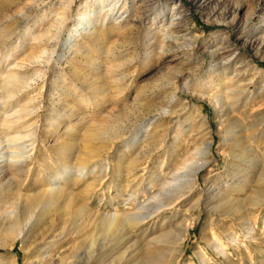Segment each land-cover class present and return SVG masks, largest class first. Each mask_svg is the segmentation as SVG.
<instances>
[{"label": "rangeland", "instance_id": "374dc122", "mask_svg": "<svg viewBox=\"0 0 264 264\" xmlns=\"http://www.w3.org/2000/svg\"><path fill=\"white\" fill-rule=\"evenodd\" d=\"M64 1L0 0V123L17 119L0 128V240L49 178L88 210L40 217L63 234L53 248L40 245L48 263L77 251L86 256L92 238L99 259L91 264L168 259L173 245L152 240L162 228L183 237L170 264H226V255L264 264V0ZM62 8L67 19L58 31ZM8 73L18 76L14 97L7 96ZM206 143L208 163L191 192L183 186L175 207L147 216L144 234L134 230L129 238L122 225L117 247L103 240V214L140 211L138 199L128 198L133 189H124L129 178L137 176L136 185L143 179L136 193L146 205L141 211L152 212V193L160 190L165 204L172 196L158 181L152 186L148 172L157 174L154 181L171 180ZM64 145L73 167L60 174ZM121 154L124 168L141 159L135 175L127 167L117 174ZM85 156L89 164L79 170ZM235 178L246 179L243 190H223ZM257 197L261 203L252 204ZM247 227L254 239L244 237ZM228 232L238 235V246ZM215 236L226 255L210 243ZM5 254L36 263L19 238L11 249L0 247Z\"/></svg>", "mask_w": 264, "mask_h": 264}, {"label": "bare ground", "instance_id": "6f19581e", "mask_svg": "<svg viewBox=\"0 0 264 264\" xmlns=\"http://www.w3.org/2000/svg\"><path fill=\"white\" fill-rule=\"evenodd\" d=\"M91 1H95V0H91ZM69 2H71V0H66V1H64L63 4L65 5V4H68ZM66 19L67 18L65 15V8H62V12L59 16V22L57 25V26H59L58 29H60L58 31H61L64 29ZM5 32H6V30H5ZM15 74L8 73L5 76V78H3L4 82L6 84L5 86L8 89H10L7 92L8 97H14L16 94V91L12 90L16 81L18 80V76ZM75 91L77 93L80 92L78 90H75ZM212 98H213L215 104H220L219 96L212 95ZM10 100H11V98H10ZM81 100L86 101L87 98L84 97ZM5 101H7V100H5ZM16 120L17 119H14L13 117H11L10 120L4 119L3 122L0 123V128H3V129L4 128L6 129V127L10 128L12 125L11 123L15 122ZM237 126H239V123H237ZM97 132L99 133V131H97ZM233 132H237V131H233ZM120 135H121V133H118L115 136L120 137ZM240 137L237 136V138H240ZM247 140H249L248 143H249V145H251L250 144L251 142L256 141V136L252 135L250 137V139H247ZM247 140H246V142H247ZM242 143H244V141H241L239 139L237 141L236 145H239ZM69 150H70L69 146L64 145L62 147L60 153H59L60 157H62V158L65 157V155L67 154V151H69ZM198 152L200 153L199 159L197 161L186 160L184 163H182V165H180L181 166L180 169L173 173L171 180L166 181L165 179L159 177L156 179V181H154L155 175H157V174L154 172V170H150L148 172V174H149L148 178H149L152 186L155 185V183L158 181L161 188L167 190L172 196L170 198L169 202L165 204V203H162L163 194L160 190L159 191L157 190L158 192H156V193H152V194L150 193L151 194L150 197H156V199H158V206L155 209H153L152 212H149V213L145 212L144 213L141 211L142 209L146 208V205L142 202V200H139L140 198L136 193V191H138L139 188L141 187V183H142L143 179H141L139 181V183L136 185L137 176L129 178L124 185V187H125L124 189H125V191L127 190V188L133 189V191H131L129 193L128 198H129V200H133V201L138 199L137 201L140 203V205L137 206L136 208L140 211L136 212L133 210L134 212H128L126 214H123V212L115 210L110 214H108V213L103 214V216L100 220V226L102 228V233H103V236H102L103 240L112 241V243H110V244L116 245V247H117L118 243H119V239H118V236H115V235H116L119 227H121L122 225H126L125 229L127 228V230L129 231V234H128L129 238L134 233V230L141 229V233L144 234V232H146V229H145L146 227L143 226V224H144V219L147 216L152 215V214L154 215V213H155V215H160L161 213H163V212L167 211V209H169L167 207L168 205H172V206H170V209H171V207H175L174 203L178 202L179 198L183 197L185 192H191L192 191V188L194 187L193 186L194 183L197 182L199 171L201 169H203L206 166V164L208 163L206 156L210 152V143H206L204 145V147L198 149ZM85 155H87V154H85ZM71 157H72L71 155L67 154V156L64 158V160H62L63 163H62L61 167L63 168V170H62V172H60V174L61 173L65 174L67 172V169L73 167V165L71 163ZM123 161H124V155L121 154L119 160L117 161V174H119V175L122 174L124 170L126 171V169H125L126 167H127L128 173L133 172V170L136 168L138 163L141 162V159L140 158L132 159L131 163L127 164V166L125 168L123 165ZM78 162L79 163L77 164V167L79 168V170L86 169L87 165L89 164L86 156L79 158ZM242 172L243 171L240 170L237 172L238 174L236 173L237 175L236 174H234V175L237 177H240V176H242ZM132 174L135 175L134 172ZM52 177L55 178L56 176H52ZM243 178L242 179H238V178L233 179V180L237 179L236 183H234V181L230 182V184H228L227 187L225 186L223 188V190H225V188H227V191H228V188L230 190L232 188L233 189L236 188V189L242 191L243 187L245 186V183H246V179H243ZM67 180H68L67 177H65V181H67ZM172 181H175V182L178 181L179 183L178 182H177L178 184L175 183V186H171V188H169V189L165 188ZM52 185H53L52 180H50L49 178L44 179V187L42 188V190L38 193H35L33 197H29V199H28L29 200V207H31V210H27L26 213H24L23 216H21V217H16L15 221L11 224V226H8L5 229L6 237L0 240V247H8L9 249H11L12 247H14L15 240L17 238H19L21 241V246L23 248H28L30 251L36 252L37 255H36V263L35 264H53V262L48 263L46 257H44L42 255V253L39 252V247L42 244H44L46 247H49V248L55 247L56 243L58 241H60L61 238L63 237V234H60L59 232L57 233L56 229L53 228L52 225H51V227H48L46 225L44 226L43 224H41L40 221L42 220V218H40V217L45 216L50 211L52 213L58 212L62 216L70 215V214H72L73 209L76 206H78L79 212H86V210H88V209H86V207L83 204L77 203V201H79V200L76 201L69 192H66L67 189L65 187L54 188ZM183 186L187 187L185 192L181 191V188ZM222 186H224V185H222ZM109 187L107 189H109ZM141 188L143 189V187H141ZM120 189H121V186L118 185V191H117L118 193H119V191H121ZM143 192H145V191H143ZM220 195H221V192L219 190V192L213 193L212 197H218ZM59 199H61V200L59 201ZM260 203L261 202H260L258 197L254 198V200H252V204H254V205H258ZM77 204H79V205H77ZM126 204H128V201L125 202V205ZM36 208L38 210H36ZM210 223H213V222L211 221ZM160 230L161 231L158 232L157 235L152 237V240H154L156 243L161 242V241L162 242L164 241L166 243H168V242L171 243V245H173V246L171 248L168 247L169 249H167V253L169 254V257H168V259H166L164 257L160 258V257L148 256L145 259V261L143 262V264H170L171 261L176 260V253H177V249L179 248L178 244L182 243L183 237L180 236V234H178L179 232H173L174 235L171 236L172 230L164 231L162 228ZM131 232H133V233H131ZM253 232L254 231H252V229L250 227L245 228L244 237L254 239ZM227 235H228L229 240L231 239L232 242L234 244H236V246L239 245L240 239H239L238 235H236L234 233H230V232H228ZM122 240H123V238H122ZM96 242H97V239H94V238L89 239L88 250L86 252L87 253L86 256L81 255L80 252L77 251L74 255L72 254L71 256L67 255V256L62 257L59 260L58 264H83L84 261H88L91 264V263L97 261L99 259V256L97 255L96 250H95ZM210 243L216 248L218 253L225 254V250H224L225 244L223 241H221L219 239V237L215 236V238L213 240L212 239L210 240ZM116 247H114V250L117 249ZM239 249H241V248H239ZM47 251H50V249ZM202 259H203L202 264H209V262H208L209 260H206L205 258H202ZM225 263L226 264H239L238 262H234L227 255L225 256ZM0 264H19V260H18V257L16 254H14L13 258L8 256L7 254H5V255H2L0 257ZM23 264H30V262L25 260L23 262Z\"/></svg>", "mask_w": 264, "mask_h": 264}]
</instances>
